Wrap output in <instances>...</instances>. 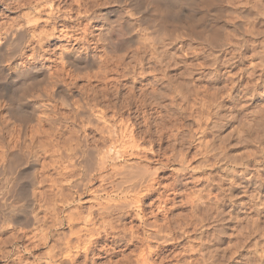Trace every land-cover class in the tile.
I'll return each mask as SVG.
<instances>
[{
  "label": "bare ground",
  "instance_id": "1",
  "mask_svg": "<svg viewBox=\"0 0 264 264\" xmlns=\"http://www.w3.org/2000/svg\"><path fill=\"white\" fill-rule=\"evenodd\" d=\"M74 1L71 0V3L69 2L70 6L75 4L73 3ZM128 1L76 0L77 7L75 5L73 7L77 8L78 12H76L79 16L77 15L75 18L79 20V23H85V27L80 36L77 35L78 37L76 38L73 36L75 43L62 53L63 59L65 58L68 63L67 66H70L68 69L73 72L72 75H75V72L79 73L78 71H82L85 75H94V78L95 76H102L104 73L107 74V64L110 60L107 54L108 49L112 50L113 47L114 50L116 48L123 49L121 55H118V53L110 55L111 59L114 57H117L116 60L120 58L117 61L122 60L121 66L123 63H127L123 61L127 57L131 58V60H138L142 68L140 67V76L138 78L132 76L135 81L143 79L148 73L159 74L163 79L154 77L155 79L151 82L149 81L151 88H154L149 93L152 96L158 95L155 98L158 97L157 99H159V95L163 91L160 90L162 87L158 88L156 85H163L164 78H166L165 74L168 77L169 71H174L175 68L178 69L179 67L176 66L185 61L182 62L183 55L179 54L175 46L176 49H174L170 41L180 37L181 40L185 38L199 42L206 35L205 43L212 46L218 55L222 52L226 53L220 44L223 32L230 26V23L225 18L230 10L226 0ZM26 2L30 1L27 0ZM26 2L24 3L25 5ZM67 2L68 0H34L29 4L27 3V8L30 14L34 13L36 17L39 16V19L45 13L48 22H57L59 24L61 22V25H65L71 19L67 17L68 15H64V11L62 12L63 5ZM113 2H115L117 8L119 4L124 6L118 16L119 19L120 16H125L121 15V13L127 14V17L130 16L129 19H126L128 21L125 22L127 27L131 28L134 11L138 13L137 17L147 25L140 28L137 32L135 31L136 29L134 30L135 32L132 30L133 34L131 33L129 37L122 40L121 32L124 25L115 24L116 21H113L111 17L115 9L102 8L103 5ZM185 5L189 9H187V12H182V9H186L182 8ZM144 6L147 8L141 11ZM28 11H26V14ZM76 12L75 14H77ZM29 16L28 14L26 15V17ZM95 22L100 25L96 28L98 29L96 36L93 34L95 36L93 37L96 38V44L92 48L87 36L92 29L90 27ZM32 25L34 24L32 23ZM28 26L27 22L16 28L13 26V29L6 31V34L0 38V51H3V47L9 40H12V36H15V34L21 36V34L27 32L31 37L35 38V30L29 29ZM50 31L45 32V35H39L38 43H41L40 41L44 37L51 36L53 30ZM147 33L149 36L150 34L153 35L151 40V37L149 39L143 38ZM99 46L103 47L107 54L104 56L105 58L94 51ZM81 48L86 51V54L80 51ZM3 56H5L4 52ZM3 56L1 53V57ZM40 57L41 55L37 54L36 59L39 58L40 60ZM1 59L0 110H6L7 117L0 122V172H7L8 174L4 175L9 176L5 178V182L2 181L3 184L0 187V207H2L0 209V235L7 234V231H12V233L10 232L7 238H0V258L9 259L12 264H164L166 258L161 256V254L166 244L182 242L185 236L182 234L179 236L166 234L165 218L167 217L160 216L159 212L156 211L153 212L152 216L150 212L149 217L144 213L146 217L141 220L142 231L134 229L135 227L133 228V226L129 227L131 230L127 228L125 219L132 215L131 208L133 204L143 198L142 193L144 191H149L155 187H152L154 184L151 185L153 182L150 183L146 177L147 175L144 176V170H142L144 173L140 174V169V171L138 169L135 170L139 171L138 173L133 172V170L129 169L131 165L129 166L128 164L129 167L124 165L125 167L119 166L121 168H118L119 164L117 163L116 167L114 161L116 156L118 154L122 156V153L124 154L126 148H128H125L122 143L123 146L119 144V142H122L120 141V136L125 133L121 132L120 134L121 130L118 132L120 129L116 124L118 117H116V121L114 116H110V118L107 115L106 110L95 109V106L92 105L94 101L90 102L92 98L88 100V97H86L88 96L86 95L87 91L82 93L85 90L83 88L81 91L79 90L80 92L76 91V94L78 93L80 97L73 98L75 92L70 90L71 88L69 89L66 81L60 79L62 78L60 75L55 76L53 73L47 76L48 70L44 64L24 67L22 65L24 61H13L12 63L3 64L4 61L2 62ZM131 64L134 63L130 62L127 66L125 65L126 68ZM97 67L99 70L94 71ZM189 71L191 70H188V76L190 80H193V76L191 77ZM126 72L127 75L130 73V71L129 73L128 71ZM69 75L71 76V74ZM76 79L74 78L73 80ZM43 83L45 84L42 86ZM183 83L185 85L188 82L184 81ZM19 86L21 87L20 91H18L19 94L12 95L15 87ZM35 89L36 91L33 94ZM92 93L94 96L95 93ZM97 93L100 92L98 91ZM97 97L95 98L97 99ZM61 106L68 107L69 111L67 110L66 113L72 112V115L71 113L65 114L62 112L64 110L62 108V110L59 109ZM81 114H85V118ZM80 115L83 118H80ZM260 117L261 120L259 119V122L263 124L264 113ZM120 123L118 124L119 126ZM123 127L125 129V126ZM93 130L97 132V135L100 134L101 137L98 136L100 137L98 138L96 134H91L90 131L92 132ZM5 133H8V135L5 136ZM100 139H102V146L99 143ZM128 139L130 140V138ZM132 153L130 152L129 155H132ZM118 157L120 156H117V159ZM21 158L24 159L26 165L24 169H17ZM49 167L56 170V177L48 176L47 169ZM131 168L134 169L136 167L131 166ZM46 182H51L50 187L47 184L49 188H45ZM168 188L170 191L174 186L171 184ZM155 191L157 190L155 189ZM170 194L168 192L160 194L158 197L160 208H163L169 201L171 198ZM170 200L172 201L173 198ZM85 202H90L89 210L86 214L82 211L84 209L82 206L86 204ZM163 212L161 211V213ZM218 216L214 219L218 218ZM168 222H170L169 218ZM168 224L167 226H169ZM64 226L70 228H68L70 230L69 234L60 233V228ZM203 234L198 236L200 238V247L192 246L194 244L186 246L183 244L180 246L183 249V256L178 259L179 263H176L225 264L226 255L220 246L221 244H219L223 239L222 235H220L221 233L210 234L209 236H203ZM186 237L187 239L189 238L188 235ZM8 242L14 245L12 249L6 248V243ZM42 248L46 249V251H41L44 254L32 255L34 252H40L38 250ZM126 250L130 252L126 254ZM257 256L259 255L257 254ZM31 257L33 260H28ZM239 258L241 259L240 264L250 263L248 261L242 262L245 259L242 256H239ZM5 264H9V262Z\"/></svg>",
  "mask_w": 264,
  "mask_h": 264
},
{
  "label": "rangeland",
  "instance_id": "2",
  "mask_svg": "<svg viewBox=\"0 0 264 264\" xmlns=\"http://www.w3.org/2000/svg\"><path fill=\"white\" fill-rule=\"evenodd\" d=\"M26 1L0 0V38L6 34V31L27 22L28 28L35 30L36 35L33 38L27 32L21 34V36L15 34V36H12V40H9L3 47V51H0V59L3 58L1 59L2 62L4 61L3 64L12 63L13 61H24L22 62L24 67L44 64L47 66V76L53 73L55 76L60 75L62 78H59L66 81L69 89L71 88L70 90L75 92L73 98L80 97L78 93L76 94V91L80 92L83 88L85 90L82 93L87 91L86 95L88 96H85L88 97V100L98 96L97 99L90 100V102L94 101L92 105L95 106V109L106 110L109 117L114 116L116 121L118 119L119 122H116L117 126L120 127L118 132L121 130L120 134L121 132L125 133L120 136V141L122 142H119V144H123L125 148H128H126L124 154L122 153V156L120 154L117 155L120 156L118 159L116 156L114 160L116 167L118 164V168L124 165L127 167L131 165L136 167L134 169L131 166L129 167L133 172L138 173L140 170H144L146 173L149 171L146 174L140 171V174L144 173V176L147 175L146 177L150 183L153 182L151 185L154 184L152 187H155H151L150 192L148 190L144 191L142 193L143 198L139 201L140 203L133 204L131 208L132 215L125 219L127 228L133 226V228L135 227L134 229L142 231L141 220L146 216L149 217L150 212L151 216L155 211L159 212L160 216H166V234L170 236L182 234L185 238L183 237L182 242L166 244L161 254V256L166 258L164 264L179 263L178 259L183 256V249L180 246L183 244L185 246L194 244L192 246L200 247V238L198 236L203 233V236L221 233L220 235H222L223 239L219 244H221L220 246L225 252L223 253L226 255L225 264H240L241 259L239 256L245 258L242 262L264 264V121L263 124L259 122L261 120L260 116L264 113V0H226L230 10L225 18L230 23V26L225 29L222 35L223 39L221 38L220 40L222 49L226 52L225 54L222 52L224 55L222 53L218 55L212 46L205 43L206 35L199 42L185 38L181 40L180 37L170 41L173 47L177 48L174 47V49L183 55L182 62L185 60L184 62L186 63L184 65L183 62L176 66L179 67L178 69L175 68L174 71H169L168 77L165 74L164 86L156 85L158 88L162 87L160 90L163 91L159 95V99H157L158 97L155 98L158 95L152 96L149 93L154 89L150 85V82L155 79L154 77L162 78L159 74L148 73L143 79L135 81L134 77L138 78L140 76L142 68L138 60H131V58L127 57L123 61L128 64L133 62L134 64L126 68L127 63H123L121 66L122 60L117 61L120 58L116 60L117 57H112L113 59H111L113 54L118 53V55H121L123 49L116 48L114 50V47L112 50L108 49L107 54L110 60L107 64V74L104 73L105 76L100 75L94 78V75L90 76L87 74V76L82 71H78L79 73L75 72V75H72L73 72L68 69L70 66H67L68 63L65 58L63 59L62 53L75 43L74 37L80 36L85 27V23H79V20L75 18L78 15L76 0H72L75 3L73 6L75 5L76 7L70 6L71 0H68L63 5L62 12L64 11V15H68L67 17L71 18L65 25H61V22L60 24L48 22L45 13L41 15L40 19L34 13H31V15L27 6L34 0ZM129 1L134 2L135 0ZM25 2L26 5L24 4ZM185 6H182V8H186H181L182 12L188 11L189 7ZM107 7L115 9L111 15L112 20L116 21L115 24L124 25L121 32L124 36L121 35L122 40L129 37L131 33L133 34L132 30L136 29L135 31L137 32L140 28L147 25L137 17L138 13L134 11L131 28L127 27L125 22L128 21L126 19H129L130 16L127 17V14L121 13V15L125 16H120V19L118 17L124 6L119 4L117 8L115 2L102 6V8ZM144 8L147 7L144 6L140 10L143 11L145 10ZM26 11H28L29 17H26ZM74 11H77V14ZM36 20L39 21L37 22ZM96 23H93L90 27L92 31L90 30L91 32L89 31L88 33L90 34L87 36L92 48L96 44V38H94L98 32L96 28L100 25L99 23L96 25ZM38 29H41L40 31L45 30L40 32ZM49 30H53L51 36L44 37L40 41L41 43H38L39 35H45ZM43 32L44 34H42ZM147 34L143 38L149 39L151 37V40L153 35L150 34L149 36ZM80 51L86 52L83 48ZM94 51L102 57L107 55L101 46ZM3 52L5 56H3ZM35 52L41 55L40 60L39 58L36 59L37 54ZM1 53L3 57H1ZM187 56L188 58L186 59ZM190 61L191 63H189ZM125 68L128 73L130 71L128 75ZM128 68L131 69L128 70ZM95 69L94 71L99 70L98 67ZM188 70H191L189 73L191 77L193 76V80H190L187 73ZM92 76L93 78H91ZM74 78L77 79L73 80ZM184 81L188 83L184 85ZM70 82L72 83L70 84ZM20 89V86L15 87L12 95L19 94L18 91ZM106 89L108 90L106 91ZM98 91L100 93H97ZM89 92L90 96H93L92 92H94V96L90 97ZM61 108L65 114L71 113L72 115V112L66 113L67 110L69 111L68 107L61 106L59 109L62 110ZM6 112V110H0V122L6 119ZM81 115L84 118L86 116L85 114ZM81 115L80 118H83ZM116 117L118 118L116 119ZM119 123L120 126L118 125ZM122 125L125 126V129ZM90 133L96 134L97 137L100 136L94 130L90 131ZM7 135L8 133H5V136ZM101 140L99 142L100 146H102ZM128 141L131 142L129 143ZM130 152H133L132 155H129ZM19 161L22 163L20 162V166L18 165L17 169H24L26 162L23 158L19 159ZM137 169L140 170L137 172L135 171ZM55 172L56 170L51 167L47 169L48 176L52 178L56 177ZM6 173L0 172V187L3 184L2 181L5 182V178L9 176H5L4 174ZM50 183L46 182L45 188ZM170 183L174 188L169 191ZM165 192L171 193L170 199L173 198V200L169 199L163 210L158 203V197L161 193L165 194ZM85 203L82 206L84 209H81L86 214L88 213L90 202ZM158 207L159 209H157ZM159 210L164 211V214ZM216 216L220 218L214 219ZM168 218L170 222H168ZM68 228V226H64L59 231L62 234H69L70 228ZM7 232V234H1L0 238H7L9 233H12V231ZM187 235L189 236L188 239ZM13 246L11 242L6 243V248L12 249ZM44 250L46 251L45 248H42L38 251ZM129 250H126V254L130 252ZM40 252H34L32 255L44 254ZM31 258H28V260L32 261L33 258ZM6 262L12 264L11 260L0 258V264H5Z\"/></svg>",
  "mask_w": 264,
  "mask_h": 264
}]
</instances>
